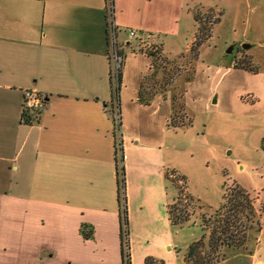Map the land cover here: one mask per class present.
<instances>
[{"label": "crops", "instance_id": "obj_1", "mask_svg": "<svg viewBox=\"0 0 264 264\" xmlns=\"http://www.w3.org/2000/svg\"><path fill=\"white\" fill-rule=\"evenodd\" d=\"M106 2L0 0V264H123ZM195 6L201 0H112L127 62L116 107L120 158L125 193L138 195L126 204L130 264L168 261L174 246L164 199L172 111L158 97L137 102L146 69L127 93L130 47L176 34L181 7L194 19ZM25 90L45 99L37 122L22 118ZM246 251V264H264V227Z\"/></svg>", "mask_w": 264, "mask_h": 264}, {"label": "rangeland", "instance_id": "obj_2", "mask_svg": "<svg viewBox=\"0 0 264 264\" xmlns=\"http://www.w3.org/2000/svg\"><path fill=\"white\" fill-rule=\"evenodd\" d=\"M201 3V7L190 10L193 17L196 14L197 26L208 29L211 37L200 47L195 62L189 48L195 39L196 23L182 7L176 34H160L154 38L159 44L149 42L150 39L132 43L130 51L136 56L128 60L127 93L135 89L138 73L146 69L139 85L142 97L153 94L150 102L157 97L159 101H169V123L179 126L172 130L174 134L167 140L169 149L165 152L173 166L169 171L184 177L185 185L167 183L164 199L186 208L192 216L189 223L172 226L174 258L161 260L164 264H184L187 248L201 238L206 248L201 216L214 213L223 202L224 191L234 184L249 193L259 218L264 216V0ZM234 44L240 48L228 54ZM242 45L250 48L243 50ZM146 55L160 59L151 65L152 58ZM245 60L250 67L256 66L258 73L233 68L235 64L240 67ZM125 63L122 61V68ZM112 114L117 117L116 103ZM181 187L194 204L176 199ZM135 197L137 193L126 189L127 206L129 198ZM151 201L152 207L145 208L154 207L155 199ZM246 253L224 250V264H246V257L242 256Z\"/></svg>", "mask_w": 264, "mask_h": 264}, {"label": "trees", "instance_id": "obj_3", "mask_svg": "<svg viewBox=\"0 0 264 264\" xmlns=\"http://www.w3.org/2000/svg\"><path fill=\"white\" fill-rule=\"evenodd\" d=\"M194 21L196 23V33L195 39L192 42L189 53L193 55V62L198 59L199 49L202 45H204L211 37L210 31L208 29H202L199 25L197 26L198 19H196V14L194 17ZM217 22L219 20L217 19ZM215 22L214 24H216ZM213 24V26H214ZM212 31V29H211ZM119 56L123 59L124 51L119 50ZM158 55V53H157ZM148 58H152L153 65L156 60L158 61L160 56H149ZM154 57V58H153ZM245 60L240 67L236 64L233 65L235 69H241L243 71L249 72L251 74L258 73V68L250 67V65ZM245 64V65H244ZM122 65V63H121ZM121 68L118 72L117 81L115 87L111 82V88L113 91V99L115 100L116 107H118V91L120 87L121 80ZM191 76H188L189 80ZM111 81V79H110ZM153 98V94L144 99L140 92V89L137 93V102L142 105H148L150 100ZM113 104L111 105V107ZM111 114L113 113L110 110ZM112 120L114 121V117L112 114ZM27 122V121H26ZM28 123V122H27ZM190 123V122H189ZM188 123V124H189ZM113 124H115L113 122ZM186 124V125H188ZM186 125H182L181 127H185ZM120 127V123H119ZM167 127L175 128L179 127L174 124L168 122ZM264 148V144H263ZM118 170V163H117ZM121 178L118 175L117 171V200L119 203V210L121 216V241H122V259L123 264H130L129 261V253H128V238H127V213H126V193H125V179L123 166L121 161L120 168ZM165 180L167 183H182L185 185L184 177L177 175L175 171H167L165 173ZM177 200L184 199L186 202H191V204L195 203L193 198L186 193L185 188H178ZM185 195H184V194ZM261 212V211H260ZM167 215L171 226L179 227L184 224L189 223L191 219V213L187 211L186 208H179L175 205L169 204L167 206ZM258 213L254 209L252 205V201L249 197V193L242 189L240 186L234 184L230 189L225 190L223 193V202L221 206L212 214L206 217L205 215L201 216V226L205 235L207 236V244L206 248L204 245V240L201 238L195 242H193L186 250L184 254V262L185 264H217L223 257L224 250H231L235 253H242L246 251L247 243L249 239L256 237L260 230L264 227V216L259 218L257 217ZM262 219V220H260ZM124 240H126L124 242ZM144 264H164L162 261H157L152 258H146Z\"/></svg>", "mask_w": 264, "mask_h": 264}, {"label": "built area", "instance_id": "obj_4", "mask_svg": "<svg viewBox=\"0 0 264 264\" xmlns=\"http://www.w3.org/2000/svg\"><path fill=\"white\" fill-rule=\"evenodd\" d=\"M106 5V16H107V37H108V45L110 52V79L115 87L118 72L121 67V63L123 58L119 56L118 52L120 47L118 46L119 42L117 41V34L119 30L114 24L113 21V13H112V0H107ZM127 37L129 40H135L136 32L133 30L127 31ZM23 102H22V118L28 123L37 122L39 120V116L43 109L45 108L46 102L45 99L40 93L35 90H25L23 93ZM114 117V128L117 132L116 135V155H117V163H118V175L120 176V168H121V158H120V149H121V141H120V127H119V117ZM121 178V176H120ZM126 240H124L125 242Z\"/></svg>", "mask_w": 264, "mask_h": 264}, {"label": "water", "instance_id": "obj_5", "mask_svg": "<svg viewBox=\"0 0 264 264\" xmlns=\"http://www.w3.org/2000/svg\"><path fill=\"white\" fill-rule=\"evenodd\" d=\"M249 48H250L249 45H242L241 46V49H243V50H248ZM231 49H232V47L227 51L228 54L231 53Z\"/></svg>", "mask_w": 264, "mask_h": 264}]
</instances>
